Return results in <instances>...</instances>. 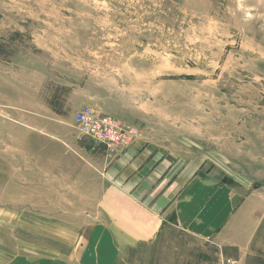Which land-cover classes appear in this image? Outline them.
<instances>
[{"label": "rangeland", "instance_id": "obj_1", "mask_svg": "<svg viewBox=\"0 0 264 264\" xmlns=\"http://www.w3.org/2000/svg\"><path fill=\"white\" fill-rule=\"evenodd\" d=\"M0 70V121L59 135L39 141L36 153L16 152L19 193L44 185L61 152L109 155L76 125L77 112L91 106L137 127L129 146L150 138L166 164L225 165L264 207V0H0ZM13 86L21 90L14 105L21 119L10 109ZM8 167L19 168L0 164ZM7 183L12 189V177ZM13 194L1 193L0 204ZM189 246L212 249L208 260L220 263L215 245L177 227L121 263L188 262ZM251 254L248 264H264V245Z\"/></svg>", "mask_w": 264, "mask_h": 264}, {"label": "crops", "instance_id": "obj_2", "mask_svg": "<svg viewBox=\"0 0 264 264\" xmlns=\"http://www.w3.org/2000/svg\"><path fill=\"white\" fill-rule=\"evenodd\" d=\"M11 91L15 101L10 109L21 119L16 111L20 108L14 107L21 90L13 86ZM53 128L0 121V164L19 167L0 170V194L14 193L0 204V241L9 242L3 264H122L133 250L155 244L170 227L210 249L215 245L219 264H248L255 245H264V207L248 193L249 186L237 184L225 165L166 164L150 138H139L121 150L99 145L109 155L98 157L61 152L62 163L45 171L44 185L19 193L23 170L16 152L24 148L36 153L39 141L53 143L59 136ZM11 177L12 189L7 183ZM16 231H27L45 243ZM189 248L188 262L168 264H212V249Z\"/></svg>", "mask_w": 264, "mask_h": 264}, {"label": "built area", "instance_id": "obj_3", "mask_svg": "<svg viewBox=\"0 0 264 264\" xmlns=\"http://www.w3.org/2000/svg\"><path fill=\"white\" fill-rule=\"evenodd\" d=\"M75 122L82 133L107 148H128L138 131L137 127L126 126L113 115L97 113L91 106L77 112Z\"/></svg>", "mask_w": 264, "mask_h": 264}]
</instances>
